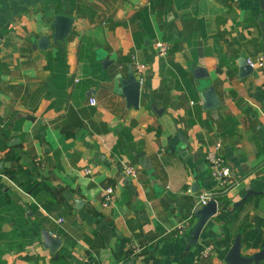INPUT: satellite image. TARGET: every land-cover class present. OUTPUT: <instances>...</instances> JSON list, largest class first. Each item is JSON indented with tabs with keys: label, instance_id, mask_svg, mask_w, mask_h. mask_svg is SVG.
Returning <instances> with one entry per match:
<instances>
[{
	"label": "crops",
	"instance_id": "obj_1",
	"mask_svg": "<svg viewBox=\"0 0 264 264\" xmlns=\"http://www.w3.org/2000/svg\"><path fill=\"white\" fill-rule=\"evenodd\" d=\"M261 1L0 0V264H225L236 232L242 255L260 248L264 64L238 76L237 59L264 51ZM55 14L72 22L52 41ZM135 61L132 107L118 89ZM202 81L217 106L203 109ZM217 138L232 177L222 190L203 157ZM15 163L40 202L2 172ZM202 191L221 206L187 245ZM41 228L60 238L53 252ZM204 242L214 250L193 263Z\"/></svg>",
	"mask_w": 264,
	"mask_h": 264
},
{
	"label": "water",
	"instance_id": "obj_2",
	"mask_svg": "<svg viewBox=\"0 0 264 264\" xmlns=\"http://www.w3.org/2000/svg\"><path fill=\"white\" fill-rule=\"evenodd\" d=\"M264 1L260 2V6L264 9ZM72 18L63 14H55L52 19V41L62 40L70 28ZM47 44V37L41 36L36 41L38 48H43ZM104 61H102L103 63ZM238 63V76H243L251 71V67L246 63L243 57L237 59ZM197 69V68H196ZM205 75V74H204ZM204 75L198 76L203 78ZM199 96L202 101L203 109H210L218 105L219 101L211 85H207L204 81L200 83ZM118 92L125 97L126 106L137 107L139 95V82L134 77L132 69L127 70V75L120 78V86ZM80 199H75L74 202ZM221 206V201L216 199H209L204 204L200 205L194 212L196 220L190 230L187 245L194 243L197 239L199 231L204 222L216 212V208ZM40 240L42 247L48 251L53 252L60 244L58 236L51 235L47 230L41 228ZM239 232H236L232 242L227 247L223 254V261L225 264H251L257 263L260 259L264 258V241L261 243L260 248L250 254L242 255L239 252Z\"/></svg>",
	"mask_w": 264,
	"mask_h": 264
},
{
	"label": "built area",
	"instance_id": "obj_3",
	"mask_svg": "<svg viewBox=\"0 0 264 264\" xmlns=\"http://www.w3.org/2000/svg\"><path fill=\"white\" fill-rule=\"evenodd\" d=\"M154 47L156 49L157 55H164L169 48V44L163 40L154 41ZM246 63L250 67L262 66L264 64V51L258 52L253 58H246ZM135 77L140 81L142 79L141 71L144 69V64L140 61L134 62ZM89 103H94V98L90 97L88 99ZM221 142L220 139H216L205 151L203 154L204 160L206 161L208 174L211 179L214 180L215 185L218 189H227L232 184L231 172L228 165L226 164L224 157L220 151ZM124 172L130 176L135 175V171L129 167L125 166L123 168ZM83 173L89 174L90 169L84 168ZM112 187L106 186L102 190L101 204L107 205L112 200ZM209 199H215L213 192L202 191L199 193L197 198V205L200 206L204 204ZM185 220H180L175 228L178 232H181L185 228ZM214 250V243L204 242L201 243L195 250L193 254V263H196L200 259L205 258Z\"/></svg>",
	"mask_w": 264,
	"mask_h": 264
},
{
	"label": "trees",
	"instance_id": "obj_4",
	"mask_svg": "<svg viewBox=\"0 0 264 264\" xmlns=\"http://www.w3.org/2000/svg\"><path fill=\"white\" fill-rule=\"evenodd\" d=\"M5 158L16 161V157L12 153H7L5 155ZM2 172L10 176V178L14 182L19 184L22 189L31 193L35 197L36 201L40 202V200L46 195V193H41L40 195H38L37 192H34L37 187V184L34 181H31L27 170L24 167H21L20 164L15 163V165L13 166L3 168ZM16 174L18 175V177L16 176Z\"/></svg>",
	"mask_w": 264,
	"mask_h": 264
}]
</instances>
